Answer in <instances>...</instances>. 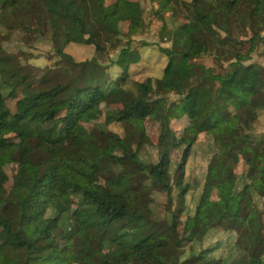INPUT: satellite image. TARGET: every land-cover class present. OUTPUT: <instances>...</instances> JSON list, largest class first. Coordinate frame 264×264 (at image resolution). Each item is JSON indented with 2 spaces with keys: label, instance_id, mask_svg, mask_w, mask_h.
I'll return each mask as SVG.
<instances>
[{
  "label": "trees",
  "instance_id": "obj_1",
  "mask_svg": "<svg viewBox=\"0 0 264 264\" xmlns=\"http://www.w3.org/2000/svg\"><path fill=\"white\" fill-rule=\"evenodd\" d=\"M45 1L0 0L2 9L20 4L3 16L2 24L7 33H31L27 59L38 51L50 61L32 81L22 64L25 58L13 61L14 82L0 72L1 98L15 100L11 111L21 109L12 125L0 122V227L16 236L34 225L36 234L50 242L28 245L25 260L0 264H88L69 247L73 233L89 237L104 264H125L135 250L151 264H264V0H191L189 13L179 0H148L147 11L143 0H116L112 10L106 0H50L68 18L49 34L36 4ZM151 16L159 22L157 42L138 39L150 28ZM1 42L0 36V62L10 65ZM163 42L170 44L162 47ZM70 43L92 45L96 52L75 60L66 50ZM143 46L175 56L183 66L200 67L204 74L176 100L170 95L178 92L177 85L167 71L152 88L143 82L134 96L124 83L132 74L129 65L141 60ZM207 56L212 65L197 61ZM253 57L255 85L242 97L224 82L238 76ZM35 84L47 85L48 103L32 95ZM109 98L123 102L110 118L123 121L126 137L107 131L108 119H99ZM173 114L201 116L207 130L224 125L226 138L209 149L191 140L183 160L171 162L176 130L166 123L154 142L148 128L154 119ZM231 160L239 172L226 167ZM198 161L203 176L196 179ZM59 166L76 173L68 198L76 193L79 199L68 204L57 201L65 185ZM220 173L233 199L238 198L244 224L236 234L207 221L214 184L204 180ZM121 179L129 186L122 187ZM188 198L195 201L194 222L183 238L177 223ZM64 226L68 231L62 233ZM189 243V254L181 259Z\"/></svg>",
  "mask_w": 264,
  "mask_h": 264
},
{
  "label": "rangeland",
  "instance_id": "obj_2",
  "mask_svg": "<svg viewBox=\"0 0 264 264\" xmlns=\"http://www.w3.org/2000/svg\"><path fill=\"white\" fill-rule=\"evenodd\" d=\"M182 9L189 13L190 12V4L191 0H179ZM212 3H215L216 0H210ZM40 8V12H44V25L46 33H50L51 31L59 28L63 25V23L68 18V15L60 9L53 1H45L41 3H36ZM106 4L110 10L115 9L117 7L116 0H106ZM20 4L8 6L6 9L0 8V36L2 38V46L3 51L7 57H10L9 64L0 62V72L2 74V78L7 81H15L17 77L16 70L13 66L14 59L20 58L23 65L25 66L26 74L29 75L28 81H32L37 76H41L46 69L48 64L50 63L44 56L40 55L38 51H33V57L27 59L28 53L31 52L30 45L28 44V39L30 38L31 33L27 30L25 31H14L7 33L2 24L3 16L12 12L16 9ZM24 5V4H23ZM143 5L145 10L147 11L150 7V3L148 0H143ZM25 7H23L24 9ZM121 8L123 11H127L126 5L122 3ZM168 16V13H166ZM152 15V14H151ZM148 24L150 28L143 35L138 36V39H143L148 42H157L158 35L157 30L159 26V22L156 20V17L151 16L147 17ZM42 24V20H41ZM4 43L6 46H4ZM169 42L161 43L162 47H168ZM138 45L137 43H133L132 47ZM67 52L74 57L75 60H83L85 58L91 57L95 54V49L92 45H84L77 43H70L67 48ZM139 52L141 54V60L135 65H129V70L132 72L131 76L124 83V88L128 90L132 95L137 96L140 93L141 85L143 82H147L150 87H153V80L155 78L160 77L166 71L172 75L174 82L177 85L178 92L171 94V100H176L181 93L188 91L192 86H194L198 79L203 76L204 71L200 67H186L179 63L178 59L173 56L168 58L164 53L159 50L153 48L152 46H143L139 48ZM111 53V52H110ZM118 53V49L112 51L111 58L115 59ZM108 63V60L106 58ZM200 63L204 65H212V59L210 57H204L198 59ZM225 65V64H224ZM216 67V64L214 65ZM258 74V69L255 66V58L253 57L250 60L244 62V67L239 73L238 76L234 77L231 81L224 82V86L227 88L235 89L242 97H248V95L252 92L256 77ZM19 84V83H17ZM18 86V85H17ZM47 85H39L35 84L30 90L32 91V95L38 94L39 96H43V102L48 103L50 97L45 94V90ZM21 94V93H20ZM184 94V93H183ZM106 106L101 105V109L99 113L101 116L99 119H104L105 117L108 119V124L106 125L107 131L117 132L120 136L126 137L128 132L127 126L123 123V121H117L114 118H110L114 109H117L118 106H122L123 102L119 99L115 100L113 98H109ZM116 101V102H114ZM15 105V100L5 101L0 96V122L7 125H12L14 120V115L21 111V109L17 108L14 111H11ZM36 109H33L29 112L26 110V116L32 114V112ZM24 114V113H23ZM172 126L174 130H176L178 145L175 150L169 155V161L171 162H181L186 153V146L188 142L194 140L195 142H199L203 147L209 149L210 146H216L218 144H222L226 138V128L224 125L217 127L212 130H207L203 123V117H189L187 115H178L174 114L171 116H167L163 119H154L151 123L148 130L150 131V136L154 142L157 141V137L163 130V126L168 123ZM167 123V124H166ZM186 148V149H185ZM152 150L153 147H150ZM197 162L196 168L193 172L194 178H199L203 176V172L201 170L202 166ZM226 167L235 172L240 171L239 164H236L233 160L230 161ZM7 171V168H6ZM58 178L60 181L65 184L64 191L61 196H57L58 203H63L66 201V204L72 202L74 199H79L76 193H72L76 196L72 197L71 200L68 196L70 189L75 188V179L76 173L68 168L63 166H59L57 168ZM204 181L212 182L214 184L213 191L211 194L212 204L208 206L207 212V221L208 223H215L219 229L223 231H230V234H236L241 227H243V220L237 213V201L233 199L231 192L228 191L226 186L223 184V175L217 174L216 176H208ZM120 185L122 187H128L129 183L126 179L120 180ZM135 195L134 192H130L128 194L129 198H133ZM190 198L185 202V208L181 216L179 217L177 223V235L179 237H189L190 229L193 226L194 222V208L192 205ZM160 208V207H158ZM175 208V201L172 205V210ZM70 223L67 221L65 224ZM66 226V225H65ZM63 227L61 232H67V227ZM69 227V225H67ZM37 228L33 226L24 227L19 235L9 236L7 232H4L0 227V260L6 261L8 259L16 258L18 260H25L26 253L28 252V247H44L49 244V240L46 237L41 235H37L35 232ZM89 241V237L84 235L73 233L70 235V244L69 247L71 251L77 252L78 255H81L82 259L85 260L88 264H104L102 259V255L99 252L95 251V243ZM29 245V246H28ZM191 244H186L185 247L180 251L181 259H184L189 254ZM141 250H135L130 253L128 257V262L125 264H151L149 262L144 261L141 258ZM111 264H116V261Z\"/></svg>",
  "mask_w": 264,
  "mask_h": 264
},
{
  "label": "crops",
  "instance_id": "obj_3",
  "mask_svg": "<svg viewBox=\"0 0 264 264\" xmlns=\"http://www.w3.org/2000/svg\"><path fill=\"white\" fill-rule=\"evenodd\" d=\"M174 115V114H173ZM169 116H171V115H169ZM183 116V115H182ZM168 123V122H167ZM169 124V123H168ZM170 125V124H169ZM171 126V125H170ZM172 127V126H171ZM227 132V131H226ZM178 140H179V138H178ZM191 142V141H190ZM189 143V142H188Z\"/></svg>",
  "mask_w": 264,
  "mask_h": 264
}]
</instances>
